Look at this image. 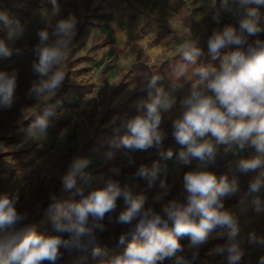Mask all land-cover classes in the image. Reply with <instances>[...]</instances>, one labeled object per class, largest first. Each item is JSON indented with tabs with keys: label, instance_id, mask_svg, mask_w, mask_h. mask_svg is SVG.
Wrapping results in <instances>:
<instances>
[{
	"label": "clouds",
	"instance_id": "1",
	"mask_svg": "<svg viewBox=\"0 0 264 264\" xmlns=\"http://www.w3.org/2000/svg\"><path fill=\"white\" fill-rule=\"evenodd\" d=\"M52 4L55 8L56 0H52ZM239 5L242 12L238 27L226 25L221 30H213L207 40L213 59L219 57L222 49L235 50L225 54L218 67L208 65L194 70L199 79L193 82L189 95L180 101L184 108L182 116L172 123V135L182 146L177 160L181 164H189L192 159L200 162L198 170L183 176L187 204L171 201L164 207L162 217L152 208H145L144 195L134 196L128 186L121 187L117 182L108 180L105 186L86 196L78 189L81 199L61 207L53 218V232L57 234L46 235L30 227L18 228L25 216L17 212L14 199L2 195L0 264H55L61 247L79 246L82 241L94 243V230H104L101 221L106 214L116 210L118 199L123 200L126 208L119 213L117 223H136L128 233L131 240L123 253L100 260L99 264H158L165 258H175V264H181L182 257L176 255L183 250L181 237L188 236L191 245H199L218 226L230 227V237L237 234L233 217L228 211L220 210L223 198L237 190V181L233 179L229 182L226 176H221L218 181L207 166L215 163L221 145L226 146L227 152L233 145L243 150L247 144L254 148L256 155L241 159L238 170L246 174L264 169V40L250 39L264 33V16L259 11L260 6H264V0H239ZM221 6L227 9L228 0H221ZM58 10L55 8V11ZM0 20L11 23L4 13H0ZM76 22L74 16L59 20L53 32L56 40L51 44L45 43L49 39L47 31L39 33L41 43L35 49L38 61L33 64V70L46 78L30 88L37 98L47 99L54 95L65 79L61 65L67 58V46L75 34ZM17 31H22L19 26L10 29L8 39L11 40ZM180 51L183 59L192 64L202 54L195 42H185ZM0 53L10 55L2 40ZM159 79L154 75L148 83V88H155L156 92L154 96L149 92L150 100L144 105L146 112L126 124L128 134L122 138L121 144L127 149L145 151L153 145H162L165 134L160 130L161 113L171 110L176 99L156 87ZM16 87V73L0 71V106L11 107ZM45 117H38L36 122L41 132L48 123ZM172 155L169 150L167 156L171 158ZM86 163L81 162L77 168L84 167ZM159 171L158 165H153L151 169L141 167L137 175L147 179L151 186ZM262 182L264 171L250 182V190L258 191ZM75 183V172L69 173L65 177L66 188H73ZM160 187L166 188L164 180H161ZM65 234L67 239L63 238ZM124 241L125 236L121 235L119 242L123 244ZM229 253L230 261L240 259L241 253L236 245L229 248ZM99 254V249H95L93 255ZM261 264H264V257Z\"/></svg>",
	"mask_w": 264,
	"mask_h": 264
},
{
	"label": "rangeland",
	"instance_id": "2",
	"mask_svg": "<svg viewBox=\"0 0 264 264\" xmlns=\"http://www.w3.org/2000/svg\"><path fill=\"white\" fill-rule=\"evenodd\" d=\"M131 1L140 6L144 15L160 21L165 29L173 31L175 44L195 42L200 47H207V40L213 30H221L226 25L238 27L242 12L239 0H228L227 9L221 6V0H215V3L213 0ZM55 8L59 9L58 12ZM55 8L52 0H0V13H4L11 21L6 24L0 20V40L4 41L10 52L7 56L0 53V71L16 73L17 76L11 107L0 106V196L8 195L10 199H14L17 212L25 216L18 228L30 227L46 235L57 234L53 232V218L61 207L76 201L73 197L78 189L86 196L105 186L107 182L104 179L81 185L76 182L73 188L68 189L69 192L62 190L60 194L54 195L51 175L61 164V155L78 141L93 140L102 145L110 137L108 134L114 131V127L123 126L128 120L142 115L146 109L144 105L148 96V77H152L150 69H159L163 60V57L151 59L143 53L118 66V59L113 58L107 66L110 65L112 70L118 68L119 72L112 78L104 70L106 66L97 53L105 41L93 39V26L112 16L113 0H56ZM259 11L264 16V6H260ZM69 16H74L77 22L75 34L67 46V58L61 65L65 79L54 95L47 99L37 98L35 93L30 92V88L46 78L33 70V64L38 61L35 49L41 43L39 33L47 31L49 39L45 43H54L56 37L53 32L57 22ZM17 26L22 31H17L9 40L10 29H17ZM256 38L264 40V33L250 39ZM219 64L220 60H213V66L218 67ZM186 65L192 67L194 64L188 62ZM196 80L198 79L193 81ZM136 82L138 85L131 96H118L128 84ZM74 115L79 118L74 120ZM38 117L47 119L43 132L36 123ZM166 129L171 130L172 125ZM220 148L216 159H221L218 156ZM154 150L156 149L149 147L144 153L148 155ZM101 153L105 158L111 155V152H106L103 148ZM137 157H141L140 152ZM123 161L129 163L127 157ZM215 163L213 173L217 170H229L225 166L226 162L215 160ZM77 165L78 162L73 163L69 172L82 175V168H77ZM157 165L160 171L151 186L143 177V182L146 183L145 208H152L163 217L164 207L156 205L163 194L169 191V185L161 165ZM123 179L111 180L121 187L128 186L134 193L136 186L130 184L125 177ZM161 180L165 181L166 188L160 187ZM185 196L181 187L177 189L173 200L182 204L186 200ZM123 206V200L118 199L116 210L105 215L101 221L104 230H94V243L82 241L79 246L61 247L55 264H99L100 260L122 254L125 248L118 244L119 238L121 235L125 239L131 237L128 233L136 223L133 221L132 225L119 226L117 217L125 209ZM91 222L90 219L89 223ZM63 238L68 237L65 234ZM95 249H99L98 256L93 255ZM239 252V260L232 262L226 258L219 264H261V258L264 257V235H249ZM190 256L192 254H187L184 250L181 263ZM158 264H175V258H165Z\"/></svg>",
	"mask_w": 264,
	"mask_h": 264
},
{
	"label": "crops",
	"instance_id": "3",
	"mask_svg": "<svg viewBox=\"0 0 264 264\" xmlns=\"http://www.w3.org/2000/svg\"><path fill=\"white\" fill-rule=\"evenodd\" d=\"M113 3L114 8L112 16L104 20L102 23L93 26V39L105 41V44L98 48L97 53L102 59L103 65L106 66L104 67V70L108 75H112V78L119 72L117 71L118 68L112 70L110 65L107 66V63L113 58H117L118 66H121L126 64V62H130L135 56L145 53L151 59H160L163 57V60L161 61L162 65L165 61L182 53L180 51L181 45L175 44L174 32L165 29L163 23L160 21L144 15L140 6L138 7L135 1L113 0ZM130 64H132V61ZM157 70L150 69L152 76H154V72ZM148 78L151 79V77ZM192 84L187 86L162 78L157 81V88H162L165 93L170 94L176 99V104L171 110L162 111L161 113L162 121L160 124V130L165 134L161 147L155 145L151 146L156 150L147 155L144 151L124 148L121 145H118L116 140L109 137L102 145L97 143L98 146L89 152L84 160L87 161V163L82 167L83 175H76L75 173V176L87 177L93 171L100 169L104 170V172H101L96 177H88L86 180L78 182V185L102 179L105 181L111 179L115 181L116 178L124 180L123 178L125 177L130 184L136 186L133 195L138 192L139 184H141L142 187L141 195H145L146 183L144 184L143 177L137 175V171L141 167L151 169L153 165L159 164L161 165L164 177L168 179L169 191L163 194L161 201L156 207H165L170 203L175 198L177 189L179 190L183 187L181 176L186 165L190 167L189 171H196L200 164L196 159H192L189 164H181L177 160L178 153L182 149V146L175 141L172 135L173 129H166L167 126L172 125L175 119L182 116L184 108L180 101L185 96L189 95ZM137 85L138 82L128 84L118 96H131ZM149 92L154 96L156 89L148 88L147 102L150 100ZM145 112L146 109L142 114ZM112 133L128 134L126 124L123 126H117V128L114 127ZM108 136L110 135L108 134ZM209 138L211 137L209 136ZM90 141H78L76 145H83ZM110 143H112L111 147L108 146ZM74 147L75 145L70 149ZM221 147L222 148L219 147L220 153L218 154V156H221V159L217 158L216 161L219 160L220 162H226L225 166L229 170L225 172L217 170L214 174L217 176L218 181L221 176H226L229 182L235 179L237 181V190L224 197L222 200V202H224L234 198L235 201L224 205L220 210L228 211L230 213L238 231L234 237H230V227L218 226L209 233L208 239L199 245H191L190 237L188 236L181 237L180 244L182 245L183 250L177 253V256L179 257H181L184 250H186L187 254H192V256H194L198 251L204 250L207 245L211 244V246L206 249V257L200 259L198 262H189L188 264H219L223 259L229 258L230 254L228 252L232 245H236L239 250L241 249L242 244L246 243L249 235H264V182H262L260 189L256 192H252L249 188L250 182L256 179L259 176V173L264 171V169H258L255 172H249L246 174L238 170L239 161L241 159H248L255 156L256 152L254 148L247 144L243 150H240L237 146L233 145L227 152L225 151L226 146L221 145ZM101 148L106 152H111V155L108 158H105L101 153ZM169 150L173 153L171 158L167 156ZM139 152L141 153V157H137ZM153 155H159V157L145 164V159H148ZM124 157L129 159V163L123 161ZM84 161H82L80 157H74L72 159V164L75 162L80 164ZM215 164L216 163L208 165L207 170L212 172V168L215 167ZM169 194H171V198L164 204L160 205ZM77 196L79 199L81 198L80 195ZM186 202L187 201L185 200L182 204L184 205ZM123 208H126L125 204ZM170 223L171 221H169V224ZM119 226L128 225L119 224ZM126 238L130 237L128 236ZM182 242L184 244H182ZM123 247L125 248L126 246ZM192 256L186 258L181 264ZM83 264L88 263L84 262Z\"/></svg>",
	"mask_w": 264,
	"mask_h": 264
},
{
	"label": "trees",
	"instance_id": "4",
	"mask_svg": "<svg viewBox=\"0 0 264 264\" xmlns=\"http://www.w3.org/2000/svg\"><path fill=\"white\" fill-rule=\"evenodd\" d=\"M197 47H199L202 50V54L199 57H197V61L192 67H186L187 66L186 64L188 62L183 59V56L181 53L177 55L176 57L165 61L161 65V67L157 71L154 72V75L159 76L160 78L165 79V80H171L175 83L189 86L194 82L193 81L194 79H199L198 75H196L194 71L196 68L212 65L213 60L219 61L222 59V57L225 54L230 52L226 50H221L219 57H217L216 59H213L212 54L208 50V47H200V46H197ZM204 54H205V57H204ZM109 135L113 140H116V143L118 145H121L122 147H124L121 144V140L125 135H127V133H110ZM97 146H98L97 143H95L92 140L83 145H75L74 148L70 149L69 151H67L61 156V164L58 167H56L54 173L51 175L54 195L60 194L59 192H61L62 190H67L65 193L69 192L68 190L69 188H66L65 186V177L69 174L68 169L72 165V159L74 157H80L81 160L84 161L87 155L89 154V152L93 150L94 148H96ZM108 146L111 147L112 143L108 144ZM157 157H159V155H153L149 157L148 159H145L144 162L146 164L149 161L156 159ZM189 170H190V167L186 165V167L183 170L182 176H181L182 180H183L184 174L189 172ZM101 172H104V170L100 169L97 171H93L87 177L86 176L84 177L75 176V181L82 182L83 180H86L88 177L90 178L91 176H94V177L98 176ZM141 189H142L141 184H139L138 192L134 196L141 195L142 194ZM73 198H76V201L79 200V197L77 196L76 193H74ZM170 198H171V194H169L162 201L160 205L167 202ZM234 201H235L234 198L230 200H226L223 202V206L226 204L232 203ZM186 204L187 202L184 205ZM171 227H172V223L169 224V228ZM130 240H131V237L128 239H125L123 244H121L120 242L118 244L127 246V243L130 242ZM182 244L184 243L182 242ZM209 246H211V244L207 245L204 250L198 251L194 256H192L190 259L185 261L183 264H188L189 262H198L200 259L206 257V249L209 248Z\"/></svg>",
	"mask_w": 264,
	"mask_h": 264
},
{
	"label": "built area",
	"instance_id": "5",
	"mask_svg": "<svg viewBox=\"0 0 264 264\" xmlns=\"http://www.w3.org/2000/svg\"><path fill=\"white\" fill-rule=\"evenodd\" d=\"M72 117H73L74 120H77V119L79 118L78 115H74V116H72ZM248 146H249V145H248Z\"/></svg>",
	"mask_w": 264,
	"mask_h": 264
}]
</instances>
